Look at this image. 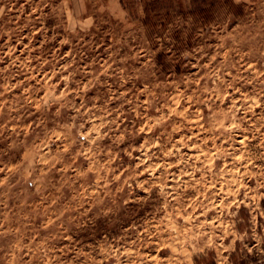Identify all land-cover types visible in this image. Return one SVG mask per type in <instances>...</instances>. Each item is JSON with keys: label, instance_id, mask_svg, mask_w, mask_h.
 <instances>
[{"label": "rangeland", "instance_id": "374dc122", "mask_svg": "<svg viewBox=\"0 0 264 264\" xmlns=\"http://www.w3.org/2000/svg\"><path fill=\"white\" fill-rule=\"evenodd\" d=\"M0 264H264V10L0 0Z\"/></svg>", "mask_w": 264, "mask_h": 264}, {"label": "clouds", "instance_id": "9594fccd", "mask_svg": "<svg viewBox=\"0 0 264 264\" xmlns=\"http://www.w3.org/2000/svg\"><path fill=\"white\" fill-rule=\"evenodd\" d=\"M219 3L221 6H223V0H219ZM233 3L234 4L246 3L248 5L255 3L258 6V8L264 10V0H233Z\"/></svg>", "mask_w": 264, "mask_h": 264}, {"label": "trees", "instance_id": "16d2710c", "mask_svg": "<svg viewBox=\"0 0 264 264\" xmlns=\"http://www.w3.org/2000/svg\"><path fill=\"white\" fill-rule=\"evenodd\" d=\"M120 3H121V5L123 6L124 5V0H120ZM145 11H146V18H145V20H147V17H148V11H147V7H146V9H145Z\"/></svg>", "mask_w": 264, "mask_h": 264}]
</instances>
